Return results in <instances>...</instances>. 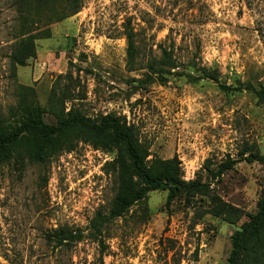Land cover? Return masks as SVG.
<instances>
[{"label": "rangeland", "instance_id": "rangeland-1", "mask_svg": "<svg viewBox=\"0 0 264 264\" xmlns=\"http://www.w3.org/2000/svg\"><path fill=\"white\" fill-rule=\"evenodd\" d=\"M40 19V20H38ZM45 18L15 0H0V125L12 120L20 101L56 109L76 108L91 117L113 113L137 128L152 158L180 161L181 177L209 183L193 204L166 191H150L147 216L132 206L108 227L104 244L85 238L56 246L45 235L58 226L85 228L114 193L108 168L112 153L78 142L47 165L12 161L0 165V264H226L231 234L249 215L264 183V104L242 89L219 84L264 85V0H82L81 9L52 22L48 38L35 39L23 65L10 56L14 44L41 30ZM127 30L134 33L136 69L126 63ZM171 47L177 67L152 80L147 63ZM203 69L218 81L190 79ZM47 122L55 117L48 109ZM229 157L231 168L212 178L209 170ZM238 207L228 222L205 213L211 195Z\"/></svg>", "mask_w": 264, "mask_h": 264}, {"label": "trees", "instance_id": "trees-1", "mask_svg": "<svg viewBox=\"0 0 264 264\" xmlns=\"http://www.w3.org/2000/svg\"><path fill=\"white\" fill-rule=\"evenodd\" d=\"M33 8L45 18L43 28L34 34L19 39L13 47L10 59L13 63L23 65L35 53V39L48 38L51 35L49 25L77 13L82 7V0H15ZM40 20V19H38ZM126 63L129 70L136 69L137 47L134 33L127 30ZM177 61L171 47L160 46V55L151 57L147 63L152 80H164L176 68ZM190 79L209 78L218 81L217 73L203 69L200 74L185 72ZM225 93L248 90L254 94L257 102L264 104V85L256 87L250 82L239 86L219 84ZM58 96L55 87L49 95V108L55 120L47 122L43 115L47 110L36 101H20L13 112L12 120L0 125V165L11 161L21 169L27 162L47 165L51 159L61 152L72 151L78 142L87 143L95 149L112 153L108 168L114 174V193L106 209H97L85 228L66 225L51 229L45 235L56 246L70 247L85 238L103 245L105 233L112 222L124 217L137 205L135 213L146 219V198L150 191L165 190V206L169 207L175 199L186 204H193L196 196L206 195L210 185L197 177L185 181L181 177L180 161L176 155L169 158L154 156L148 158L147 148L140 142L137 128L133 123L121 120L113 113L91 117L76 108L56 109ZM246 160H256L264 164V155L252 152L251 148ZM234 163L229 157L216 170H209L212 178L218 177ZM256 211L249 219L236 228L231 234V249L226 264H264V183L256 203ZM205 213L214 217H222L228 222L238 219L241 210L222 200L216 194L211 195Z\"/></svg>", "mask_w": 264, "mask_h": 264}]
</instances>
